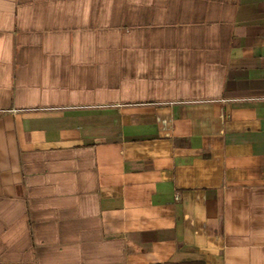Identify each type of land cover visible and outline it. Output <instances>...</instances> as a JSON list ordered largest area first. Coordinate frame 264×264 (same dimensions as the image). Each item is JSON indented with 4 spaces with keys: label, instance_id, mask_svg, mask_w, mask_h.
I'll return each instance as SVG.
<instances>
[{
    "label": "crops",
    "instance_id": "1",
    "mask_svg": "<svg viewBox=\"0 0 264 264\" xmlns=\"http://www.w3.org/2000/svg\"><path fill=\"white\" fill-rule=\"evenodd\" d=\"M0 264H264V0H0Z\"/></svg>",
    "mask_w": 264,
    "mask_h": 264
}]
</instances>
